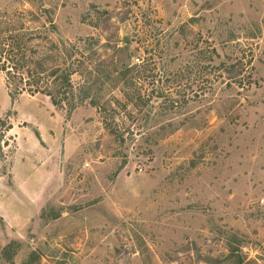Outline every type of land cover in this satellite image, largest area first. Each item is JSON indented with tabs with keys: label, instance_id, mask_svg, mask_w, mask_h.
<instances>
[{
	"label": "rangeland",
	"instance_id": "374dc122",
	"mask_svg": "<svg viewBox=\"0 0 264 264\" xmlns=\"http://www.w3.org/2000/svg\"><path fill=\"white\" fill-rule=\"evenodd\" d=\"M21 29L136 72L73 110L0 72V264H264V0H0Z\"/></svg>",
	"mask_w": 264,
	"mask_h": 264
},
{
	"label": "trees",
	"instance_id": "16d2710c",
	"mask_svg": "<svg viewBox=\"0 0 264 264\" xmlns=\"http://www.w3.org/2000/svg\"><path fill=\"white\" fill-rule=\"evenodd\" d=\"M40 37L46 40L47 35L43 37L36 31L21 29L17 35L9 36L14 41L11 49L5 50L0 43V72L11 94H41L49 98L53 107L65 106L73 110L85 102H92V93L110 81L112 74L119 73L126 79L136 72L132 67L120 68L123 62H116L110 63L105 74H99L96 67L92 66L94 48L98 44L93 37L78 38L73 43L60 40L56 44L25 45L27 41ZM3 54L5 57H1ZM35 55L37 57H33ZM76 76L81 81L76 82ZM95 86L98 88L95 89ZM90 104L94 106V103Z\"/></svg>",
	"mask_w": 264,
	"mask_h": 264
},
{
	"label": "water",
	"instance_id": "95a60500",
	"mask_svg": "<svg viewBox=\"0 0 264 264\" xmlns=\"http://www.w3.org/2000/svg\"><path fill=\"white\" fill-rule=\"evenodd\" d=\"M126 66H127V64L125 62L120 64V68H123V67H126Z\"/></svg>",
	"mask_w": 264,
	"mask_h": 264
},
{
	"label": "built area",
	"instance_id": "2783aa9c",
	"mask_svg": "<svg viewBox=\"0 0 264 264\" xmlns=\"http://www.w3.org/2000/svg\"><path fill=\"white\" fill-rule=\"evenodd\" d=\"M136 61H137V60H136ZM83 166H84V167H87V166H88V164H87V163H85Z\"/></svg>",
	"mask_w": 264,
	"mask_h": 264
}]
</instances>
